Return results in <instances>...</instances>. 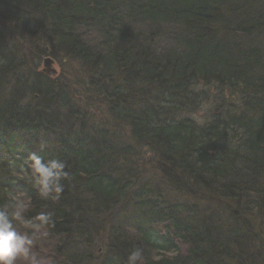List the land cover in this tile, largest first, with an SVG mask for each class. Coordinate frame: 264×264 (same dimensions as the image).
<instances>
[{
    "label": "trees",
    "instance_id": "trees-1",
    "mask_svg": "<svg viewBox=\"0 0 264 264\" xmlns=\"http://www.w3.org/2000/svg\"><path fill=\"white\" fill-rule=\"evenodd\" d=\"M17 37L78 62L86 88L30 67ZM211 84L231 102L201 127L186 106ZM33 154L65 163L59 201L32 187ZM9 191L31 196L28 218L51 213L33 247L47 264H127L137 248L144 264H264V0H0V206Z\"/></svg>",
    "mask_w": 264,
    "mask_h": 264
},
{
    "label": "clouds",
    "instance_id": "clouds-1",
    "mask_svg": "<svg viewBox=\"0 0 264 264\" xmlns=\"http://www.w3.org/2000/svg\"><path fill=\"white\" fill-rule=\"evenodd\" d=\"M27 168L32 187L39 197L59 201L64 190L61 181L68 175L64 170L65 163L58 159L44 160L33 154L27 161ZM32 206V198L26 193H7L6 203L0 206V264H47L33 251V247L37 234L47 235L42 230L52 223V215L42 211L28 218ZM17 224L27 230L19 231ZM127 264H144L142 250L131 251Z\"/></svg>",
    "mask_w": 264,
    "mask_h": 264
},
{
    "label": "rangeland",
    "instance_id": "rangeland-1",
    "mask_svg": "<svg viewBox=\"0 0 264 264\" xmlns=\"http://www.w3.org/2000/svg\"><path fill=\"white\" fill-rule=\"evenodd\" d=\"M25 41H20V38L17 37L15 39H11L10 41H7L9 44L12 43L15 48H18L20 50L21 54L25 58V62H28L30 67H34V64L36 63V68L35 70L37 72H40L43 75H47L51 79H55L60 81L61 83H66L69 85L70 91L72 92L73 90L77 88H86V83L89 80V76H87L83 70L78 65V62H69L67 59H62L61 57H58L56 60L51 58V54L47 55L44 54L41 57H38V59L32 58L35 55L34 51H37L40 54L39 50H42L43 45H37V42H34V39L31 38L29 39L28 37L25 38ZM33 42L30 46L29 43ZM36 46L37 49H36ZM48 52V50H46ZM20 57V53H18ZM46 58H50L52 60V64L49 66L50 69L53 71L51 72H43V62ZM100 82V81H98ZM204 90V93H202L198 97L199 99H205V101L200 102V105L198 108H192V106H195L196 102H193L191 105L189 102H187V112L189 113V118L193 119V121L201 127L206 126L207 124L211 122H215L218 118V120L223 119L224 117V112L225 108L227 107L228 103L231 101L229 100L230 96H227L226 93L224 95L217 94L219 93V89L217 86L211 84L208 85L207 87H202ZM82 91V90H80ZM83 94V93H81ZM206 94V95H205ZM229 97V98H228ZM79 101V105L83 108V110L89 112V116L91 117L92 121L96 122L97 125L99 126L100 123L104 120L107 122L110 120V118L107 115V110L106 108L102 105L99 104L98 102H89L86 100L84 97L81 96L80 99H77ZM165 104H167L165 102ZM175 104V103H174ZM235 107L240 108V101H234ZM176 105V104H175ZM217 120V121H218ZM220 125L219 127H221ZM126 130V128H124ZM223 132H226V137L227 139H232L229 140L230 144H238L239 141L238 139L240 138V131L238 129H224ZM126 134H128V131H120L118 136L122 139L126 138ZM237 137V138H236ZM125 142L127 140L125 139ZM128 142H131L128 140ZM147 176H151V174H147ZM145 178H147L145 176ZM148 179V178H147ZM153 181H156L157 177L155 178H150ZM142 182V181H141ZM162 197H164L168 202H180V203H185L188 207L196 204L198 208L202 207H209V204L214 206L215 208H221V209H226L228 208L226 203L222 202V200L217 203L216 199L209 198L206 201L198 202L197 198H194V195L191 194L190 197H188L186 194H181V193H176L173 191L172 188L168 189L167 187L162 186ZM163 198V199H164ZM127 203V202H126ZM124 203L126 206H128V210L132 207L131 205H128ZM124 204L121 205L119 208H124ZM231 208V207H229ZM238 210V208L236 209ZM120 218V217H119ZM253 221L255 218H251Z\"/></svg>",
    "mask_w": 264,
    "mask_h": 264
},
{
    "label": "water",
    "instance_id": "water-1",
    "mask_svg": "<svg viewBox=\"0 0 264 264\" xmlns=\"http://www.w3.org/2000/svg\"><path fill=\"white\" fill-rule=\"evenodd\" d=\"M52 64V60L50 58H46L43 62V72H53L51 69H50V65Z\"/></svg>",
    "mask_w": 264,
    "mask_h": 264
},
{
    "label": "bare ground",
    "instance_id": "bare-ground-1",
    "mask_svg": "<svg viewBox=\"0 0 264 264\" xmlns=\"http://www.w3.org/2000/svg\"><path fill=\"white\" fill-rule=\"evenodd\" d=\"M43 69H44V67H43ZM87 76H93L92 74L90 75L88 72L87 73H85Z\"/></svg>",
    "mask_w": 264,
    "mask_h": 264
}]
</instances>
